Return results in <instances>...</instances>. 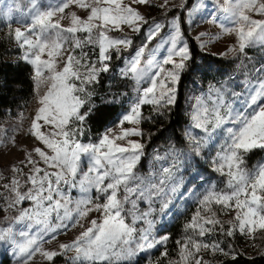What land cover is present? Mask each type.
Wrapping results in <instances>:
<instances>
[{"label": "snow or ice", "instance_id": "6c2138e0", "mask_svg": "<svg viewBox=\"0 0 264 264\" xmlns=\"http://www.w3.org/2000/svg\"><path fill=\"white\" fill-rule=\"evenodd\" d=\"M29 3V21H22L26 30L16 28L14 39L25 49L23 59L33 66L35 87L39 89L48 84L47 92L39 98L41 107L35 114L30 131V135L44 148H34L39 160H34L31 154L26 157L27 164L33 167L23 183L13 177L4 185L12 194L4 199L7 208L17 209L14 224L23 223L29 229L32 225H38L39 228L35 234L30 231L17 233L12 227L0 229V243L14 246L15 253L19 254L24 264H28L37 253L53 261L58 255L70 252L74 253L69 257L71 264H131L138 253L164 245L169 239L167 234L154 235L156 220L152 217L157 199L165 201L163 209L169 208L170 202L166 198L170 192H175L178 183L174 177V166L162 169L159 176L155 173L148 176L137 173L145 145L129 137H142L143 132L139 127H121L118 134L113 132L112 127H106L94 143H81L77 137L83 134L85 121L106 107L92 103L95 93L89 86L99 82L102 72L109 71L113 52L120 58L122 48H131L134 43L132 37L115 38L108 33L121 30L122 25L140 33L149 21L131 4L124 5L122 0H50L46 9L40 6L39 0H29ZM73 4L89 10L86 19L71 12L68 27L60 23L63 16L53 20L57 13L63 14ZM132 4L154 6L152 0H132ZM166 4L167 0L160 7ZM208 6L204 5L203 10L206 11ZM197 10L187 9L188 17L191 18ZM11 11L9 8L5 13L9 18ZM217 11L224 16L219 23L222 30L237 37V46L229 51H236L238 47L239 53L243 54L246 48L264 45V19H254L250 15L256 13L264 16V0H225ZM208 18L212 23L219 19L213 13H209ZM187 22L191 24L192 20ZM165 26L153 19L145 42L121 69V75L131 78L141 94L130 110L122 115L118 126L125 122L139 125L144 119L141 108L145 104L152 105L157 114H162L161 109H167L177 102L176 86L181 74L192 70L188 62L193 60L179 16L167 22L169 31L161 41L166 54L157 57L155 50H152L142 65L148 44ZM81 33L85 35L81 37ZM204 35L206 33L200 34L201 37ZM68 45L71 47L68 48ZM87 45L98 48V62L90 61L83 51ZM76 49H81L79 55H76ZM65 52L66 59L62 60L63 67L59 69V58ZM45 53L48 59L42 58ZM165 65H171V68L166 69ZM197 70L209 72L212 65L207 64ZM254 71L264 74V64ZM144 83L149 86L140 88ZM244 89L242 93L233 92L234 99L229 101L219 88H210L207 95L196 97L192 126L203 135L195 137L190 132L185 135L196 157H200L202 149L212 144L218 136L223 139L211 163L213 171L227 177V190H217L213 186L198 198L199 207L185 225L192 234L187 235L183 242H178L179 258L169 264H206L198 256L202 249L232 256L235 260L238 253L233 255L218 243L209 244L201 239L213 233L217 226L228 237L239 232L255 239L256 233L264 232V163L252 170L244 167L247 153L264 149V77L247 80ZM40 121L51 126V130L41 131ZM9 142L14 144V137ZM45 149L50 150L51 154ZM41 162L46 167H40ZM85 164L86 171L83 170ZM12 169L16 173L23 171L16 165ZM25 184L31 187L21 191ZM73 189L78 190L79 197H72ZM93 191L95 198L91 195ZM25 201L30 202L29 207H18ZM140 201L147 203L146 210H140ZM125 205L130 207L126 209ZM213 206H220L221 211H235L233 220L227 222V228L213 211ZM92 211L100 212L101 219H92L90 226L73 241L61 243L59 251L42 247L43 243L51 242L62 232L80 225L81 219ZM128 217L131 218L130 222ZM138 224L143 226L138 227ZM17 236L23 239H17ZM166 255L167 252L162 253V256Z\"/></svg>", "mask_w": 264, "mask_h": 264}, {"label": "trees", "instance_id": "16d2710c", "mask_svg": "<svg viewBox=\"0 0 264 264\" xmlns=\"http://www.w3.org/2000/svg\"><path fill=\"white\" fill-rule=\"evenodd\" d=\"M194 0H187L183 6H174L166 11H160L154 19L166 21L169 18L179 16L182 22L184 37L189 44L192 61L188 62L191 71H184L177 87V102L175 105L168 106L167 109H161L162 114H157L153 106L145 104L141 108L144 119L140 123V129L143 136L140 142L145 145L144 155L139 162L137 169L142 176H148L149 173H158L160 169L157 156L159 153H166L171 150L172 158L176 166L182 167L179 171L182 179L189 182H201L209 178L216 180L220 186L226 184V176L219 172L208 169L204 162V151L200 157H196L192 151V144L186 137V129L191 119L193 101L196 95L205 91L211 85H216L222 89L227 97L233 98L232 93H241L244 91V84L247 80H255L264 77V74H258L255 68L264 64V46L256 45L245 49L243 54L239 50L230 55H223L204 50L196 38L190 33L186 20L187 9L190 8ZM152 4L153 0H152ZM153 19H148V21ZM152 21L149 22V24ZM145 25L140 33H121L112 30L110 36H128L132 37L134 43L131 48L123 49L120 58H117L115 52L112 54V60L109 62V71L102 72L99 76V82L90 85V90L94 91L92 103L100 106L106 105L101 112L95 113L84 123V132L77 139L85 142H95L104 132L106 127L114 124L120 114L130 109L132 103L136 102L140 92L137 91V85L131 78H125L121 75V69L125 64V59L132 54L140 45L145 42ZM14 27L11 25L0 24V121L7 117H16L27 109L35 85L33 81V66L22 59H10L11 56L19 54L20 48L14 39ZM166 31V26L160 34L152 40L148 46L154 44ZM81 37L85 34H79ZM83 51L88 54L90 61L98 62V48L87 45ZM81 49H76V55H79ZM247 57V58H246ZM207 64L212 65V70L203 72L202 69ZM114 101V102H113ZM83 110V109H82ZM264 156V149H254L244 157V164L248 167ZM27 174L23 175V181ZM181 179V180H182ZM184 181L183 186L187 185ZM29 187L30 184H25ZM179 202V201H178ZM155 234H167L169 239L164 245L151 251L150 262L152 264H169L170 261H176L179 258L180 244L187 235H191V230H186L185 225L189 223L199 207L198 200L189 201L184 208L164 209L167 217L159 221L161 216V202H156ZM213 211L217 213L218 218L224 222L225 228L228 227L226 218L228 210L221 211L220 206H213ZM131 218L128 217V222ZM206 243H218L226 251L237 253L236 259L232 256H225L219 252L213 253L210 249H202L198 254L206 264H264V232L256 233L255 239H248L245 235L236 232L233 237H228L220 232L217 226L216 230L201 238ZM167 252L166 256L162 253ZM147 261L145 255L139 256L131 264H144ZM1 264H24L22 260H9L5 258ZM36 264H71L68 257L58 255L53 261L42 260Z\"/></svg>", "mask_w": 264, "mask_h": 264}, {"label": "rangeland", "instance_id": "374dc122", "mask_svg": "<svg viewBox=\"0 0 264 264\" xmlns=\"http://www.w3.org/2000/svg\"><path fill=\"white\" fill-rule=\"evenodd\" d=\"M86 2H91V0H86ZM39 3L42 8L46 9L48 4L50 3V0H39ZM122 3L124 5L131 4L133 8H136L137 10H139L148 20V19H154L153 17L157 16V13H159L160 11H166L167 9L172 8L174 6H183L185 3V0H167V4L163 8H161L160 5H164L165 0H153L154 4L152 5L154 6L132 4V0H122ZM206 4L209 6L207 7V10L205 11L203 10V6ZM224 4H225V0H194L189 9L197 8L198 10L194 12L191 18H189L187 15L186 20L187 21L189 19L192 20L191 24L187 22L189 31L196 38V40L199 42V45L204 50L217 53V54L230 55L234 53L235 51H229V49L233 48L234 46H237L238 42H237V37L234 33L232 34L225 33L222 30V28L219 26V23L221 20L224 19V16L222 13L217 11V7L223 6ZM9 8L12 9L10 18L5 15V13L9 10ZM29 8H31V4L29 3V0H0V24L2 23L4 25L5 24L11 25L14 27V29L21 28L22 31L26 30L25 24L22 23V21L24 22L29 21V18H30L29 11H28ZM71 12H76V14L83 19H86L87 15L89 14V10L81 9L73 4V5H70L69 8L66 9L63 14L57 13V16L53 17V20L55 21L56 19H59L60 16H63L64 19H61L60 23L63 27H68L70 26V13ZM209 13H213L219 17L216 23L210 22L208 18ZM250 15L254 19H264V16H261L256 13H250ZM172 18H169L166 21L155 19L166 25V31L154 44L148 46V51H146L144 57L142 58V65L144 61L148 60L149 52H151L152 50H155L157 57H162L164 54H166L164 50V46L161 44V41L163 38L166 37L169 31V28L167 27V22L171 20ZM150 26H151V23L146 26L145 33H147V30ZM117 31L121 33H135L127 25H122L121 30H117ZM201 33H206V35L201 37L200 36ZM112 37L120 38L122 36H112ZM17 45L20 48V53L11 56L10 59L24 60L23 57L25 54V49L21 48L18 43ZM67 47L70 48L71 46L68 45ZM237 50H238V47H237ZM135 51H133L132 54L125 59V64L123 68L126 66L129 58L135 53ZM66 56H67V52L64 53V56L62 58H59L61 60V62L58 64L59 69H62L63 67L62 60L66 59ZM42 58L48 59L47 54L45 53L42 56ZM164 67L166 69H170L171 65H165ZM33 74H34V70H33ZM148 86H149L148 83H144L140 85V88H146ZM210 88H219V87L216 85H211L205 91L196 95L193 101V105L196 103V97L201 96V95H207ZM47 90H48L47 83L45 85H42L39 89L35 88L31 101L27 109L25 110V112L21 113L20 115L16 117H7L0 121V229L12 227L14 231H16L17 233H19L20 231H30L31 233L35 234V232L39 228L38 225H32V227L29 229L23 223L22 224L13 223V218L18 215V212L16 208H7L6 201L4 198L5 197L10 198L12 194L7 189L4 188V185L8 184L13 177H17L23 183V175L24 174L28 175L33 167L32 165L27 164L26 162V157L29 154H31L34 160H39V157L34 152V148L35 147L44 148V145L40 143L39 141H37L32 135H30V131H31V123L33 119L35 118V114L38 111L39 107H41V105L39 104V98L43 96L47 92ZM225 99L226 101H229V100H233L234 98H230L225 95ZM134 103H132V105ZM129 110L122 112L118 120L114 124L109 126V127H112L113 132L115 134H118L121 131V127L124 129L132 128V127L140 128V124L132 125L127 122H125L122 126H118L119 121L122 118V115L126 114ZM192 114H193V108L191 111V119L187 126L186 132H190L192 136L200 137L203 135V133L199 129H196L192 126L193 124ZM39 123L42 125L41 131L48 132L51 130V126L44 125L43 121H40ZM13 137H14V144L12 142H9L10 138H13ZM98 139L95 142H97ZM129 139L138 140L140 142V137L133 136V137H129ZM80 142L89 143L85 141H80ZM118 142L125 143V141H118ZM221 144H223V139L218 136L217 139L213 141L212 144H209L208 147L202 149V151H204V154H205L203 159L208 169H213V164L211 163V161H212V158L215 156L216 152L220 150ZM45 150L48 151L49 154H51L50 150H47V149ZM169 154H172L171 150L166 153H159V155L157 156V159L159 161L160 169L158 173H156V175L159 176L162 173V169L174 166V177L178 183L176 185L175 192L174 193L170 192L168 197L166 198L167 201L170 202L168 209L172 210L176 206L179 209L184 208L185 205L189 201L198 200V198L207 189L212 188L213 186L217 190H227V177L225 181L226 184L224 186L218 185L216 183V180L209 179V178H206L199 183L197 182L187 183V181L185 179H182L181 175H179V171L182 169V167L176 166V163L174 162V160L168 157ZM22 161L24 162L23 164L21 163ZM261 163H264V156L261 159H259L257 162H255L252 166L248 167L244 164V167H246L249 170H252ZM13 165H16L18 168H22L23 169L22 173L14 172L12 169ZM39 166L42 168L46 167L42 162L40 163ZM48 170L55 171V169H48ZM83 170L84 171L87 170L86 164L83 165ZM136 171L139 175H141L138 169H136ZM183 180L186 181L187 183L186 186L185 185L183 186V183H184ZM29 187H31V185ZM27 188L28 187L24 185L21 191H26ZM79 195L80 193L78 192V190L76 189L72 190L73 198H77L79 197ZM91 195L93 196V198H95L96 196L95 191H93ZM100 202L103 203V199H101ZM156 202H161L162 204L165 203L164 200H159V199H157L155 203ZM155 203L153 206L156 211L157 209H156ZM29 206H30V202L25 201L18 207L27 208ZM89 207H91V205ZM128 207H130V205H125L126 209ZM147 207L148 205L144 201L139 202V208L141 211L146 210ZM163 210L164 209L161 207V212H162L161 216L163 215V219H164L167 217V213L169 212L163 213ZM101 215L102 214L100 212H96V211L90 212L87 217H84L80 221V225H83V227H81L80 225H77L76 227L70 228L66 233L62 232L61 234L57 235L55 240H52L51 242L43 243L42 247L45 250L59 251V245L61 243H69L73 241L82 231H84L87 227L90 226V221L92 219H97L99 221L101 219ZM161 216L159 217V221L161 220ZM234 216H235V211L228 210L226 218L230 221V220H233ZM5 217H7L8 219H5ZM152 219L156 220L154 218V215ZM142 226H143L142 224H138V227H142ZM154 235L161 236L159 234L158 235L155 234V229H154ZM245 236L249 240L251 239L249 236L247 235ZM17 239H23V238L17 236ZM159 246L161 245H157V247L153 249H148L144 252L138 253L137 256L133 258L132 261L136 260L141 255H145L147 257V261L144 264H149L150 258H151V255H150L151 251L158 248ZM72 255H74V253L70 252L64 256L69 258ZM5 258H8L9 260H15V261L22 260L19 254L15 253L14 246H11L8 243H0V264L4 262ZM42 260H46V259L42 255L37 253L32 258V260L28 262V264H36L38 262H41Z\"/></svg>", "mask_w": 264, "mask_h": 264}]
</instances>
